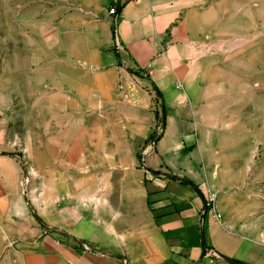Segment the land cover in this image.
Here are the masks:
<instances>
[{"label": "crops", "instance_id": "obj_1", "mask_svg": "<svg viewBox=\"0 0 264 264\" xmlns=\"http://www.w3.org/2000/svg\"><path fill=\"white\" fill-rule=\"evenodd\" d=\"M81 1L0 76V264H264V202L218 221L195 182L240 1Z\"/></svg>", "mask_w": 264, "mask_h": 264}, {"label": "rangeland", "instance_id": "obj_2", "mask_svg": "<svg viewBox=\"0 0 264 264\" xmlns=\"http://www.w3.org/2000/svg\"><path fill=\"white\" fill-rule=\"evenodd\" d=\"M231 1L225 0L226 8ZM239 1L242 14L239 28L232 19L225 20L224 49L218 52L225 61L224 95L217 100L224 112V124L218 131H201V146L195 140L197 149L188 145L184 151L185 157H191L188 151L194 148L197 150L194 155L202 157L195 168L199 174L195 182L207 197L210 193L215 195L216 208L221 206L220 214L225 219H232L238 213V204L241 215L248 217V205L264 202V0ZM80 2L0 0L3 81L8 80L10 67L30 65L41 56L43 51L39 46L49 39L41 35L42 28L49 26L48 18L55 20L71 8L77 9L76 4ZM158 126L161 127L157 125L147 132L148 150L153 148V141L159 135Z\"/></svg>", "mask_w": 264, "mask_h": 264}, {"label": "built area", "instance_id": "obj_3", "mask_svg": "<svg viewBox=\"0 0 264 264\" xmlns=\"http://www.w3.org/2000/svg\"><path fill=\"white\" fill-rule=\"evenodd\" d=\"M117 7H118V0H110L108 12L111 16L117 15ZM156 132L158 134L161 132L160 126L157 127ZM23 166H24V169H23V174H22V179H21L20 185H21L22 193L25 194L27 192V188H28L29 183H30V174L28 173V171L25 170L26 164L23 163ZM205 203H206L205 204L206 208L208 210L212 211L211 212L212 216L216 220L221 221L222 220L221 214L214 209V207H215V195L210 193L209 196L206 198ZM82 248L86 249V247L84 245H82ZM206 255L209 257V263H212L213 259L217 258V256L211 251H206Z\"/></svg>", "mask_w": 264, "mask_h": 264}]
</instances>
